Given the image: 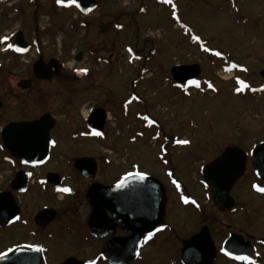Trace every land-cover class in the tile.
<instances>
[{"label": "rangeland", "instance_id": "374dc122", "mask_svg": "<svg viewBox=\"0 0 264 264\" xmlns=\"http://www.w3.org/2000/svg\"><path fill=\"white\" fill-rule=\"evenodd\" d=\"M75 1L1 0V44L2 35L22 31L26 41L38 40L46 58L60 56L69 69L90 64L96 73L108 69L107 92L97 90V94L88 95L89 105L106 101L116 116L108 129L114 149L110 152L112 165L104 172L106 179L115 180L133 169L163 179L168 167L155 163L159 144L164 138L168 141L166 136L179 137L188 140L190 147L172 150L170 171L203 202L199 179L206 163L229 147L242 148L248 154L253 146L264 142V82L259 74L264 69V0H95L96 7L89 16L78 10ZM216 52L221 55L216 56ZM79 53L83 55L81 63L75 61ZM36 57L32 53L27 60ZM6 58L0 54V60ZM98 58L109 62L110 68L98 63ZM194 64L202 70L200 87L177 88L172 68ZM76 85L72 87L76 89ZM126 113L133 114L123 119ZM136 113L143 119V129ZM137 130L144 132L140 138L136 137ZM157 132L165 134L159 137ZM131 137L136 138L134 142H129ZM250 164L248 175L240 179L245 177L232 195L238 205L246 202L251 208L257 198L251 192L250 181L254 179ZM164 180L173 198L169 222L182 233L185 223L186 228L193 229L196 223L204 222V212L178 207L170 182ZM44 202L50 203L47 196L33 208ZM260 202L254 212L250 209V230L256 227L255 234L264 236V206ZM212 207L210 204L208 209L211 224L221 221L240 226L248 215L239 212L237 206L236 211L215 217ZM181 210L183 217L175 215ZM21 234L24 231L7 234L10 243L20 242ZM0 242L1 251L7 244ZM160 243L158 249L146 252V264H168L170 259H177L179 246L176 252L173 244Z\"/></svg>", "mask_w": 264, "mask_h": 264}, {"label": "flooded vegetation", "instance_id": "af4514ba", "mask_svg": "<svg viewBox=\"0 0 264 264\" xmlns=\"http://www.w3.org/2000/svg\"><path fill=\"white\" fill-rule=\"evenodd\" d=\"M5 1L3 0V2ZM16 33L2 35H9V39L3 41L2 44L0 42V54L7 56L5 60H0V166L3 168L0 173V179H2L0 180V194L8 193L4 198L6 205L3 212L0 213V241L7 244L6 248L0 251V257L14 253L18 249L39 248L42 249L39 251L42 264H89V262L92 264H114L117 260L121 262L126 260L127 264H146V252L158 249L157 245L161 241L160 245L163 246L166 243L173 244L176 252L177 246H179L177 259H170L168 264H183L184 242L199 235L204 229L207 231V234L204 235V246L208 244L207 240H211L216 252L212 264H249V261H237L222 253L221 249L232 235L242 238L244 243L251 245L252 250L249 257L254 261V264H264V236L255 234L256 227L253 228V231L250 230V209L253 208L252 212H254L260 200L262 201L261 206H264V192L257 190L261 180L255 174L251 164L254 180L250 181V187L257 199L251 208L245 206L246 202L238 205L236 201L234 208L228 211H234L239 206V212L243 211L248 214L245 221L235 227L221 221H214L213 224L209 222L210 204L216 210L215 217L221 214L211 200L210 190L204 184L202 170L211 162L206 163L201 169L199 186L204 194L203 202L195 196L197 193L191 191L183 184L181 178L176 177L170 171L171 157L174 154L172 150L190 147L189 145L183 147L182 144L177 143L182 138L166 136L168 141L164 138V141L159 144L160 154L155 163H164L168 167V172L163 175V179L155 177L154 174H150L146 170H130L123 177L107 180L104 172L109 170L108 167L112 165L110 152L114 149L110 143L111 137L108 134V129L111 121H115L116 116L111 113V104H107L106 101L104 103L93 101L89 105L91 100L88 99V95L97 94V90H105L106 81L109 80L108 69L105 72L96 73L91 64L69 69L67 62L63 61L60 56L46 58L45 52L39 48L38 40H34L38 45L31 46L30 51L19 53L15 50ZM24 38L26 40L25 34ZM9 44H12L13 47L9 48ZM32 53L37 56L36 59L27 60L32 56ZM79 55L80 59L77 60ZM82 58V53H79L75 56V61L81 63ZM14 60L19 61L15 62ZM39 60H43L45 64L57 60L56 62L60 65V75L49 80L37 78L34 65ZM22 62L24 63L22 64ZM97 62L108 65V68L111 66L103 58H98ZM81 69L87 71L81 72ZM75 84L78 85H76V89L72 87ZM81 84L85 85L84 88L82 87L83 89L80 88ZM174 85L181 90L191 87L188 84L176 85L174 83ZM70 86L72 89H68ZM87 105H89L88 109L83 110ZM56 107L60 109L58 110ZM95 110H103L104 113L99 111L92 115ZM131 114L133 113L121 116L123 119H127L131 117ZM46 115L54 121L50 130L51 146L48 158L41 164H24L8 151L2 133L10 124L34 122ZM91 115L93 123L88 122ZM104 117V126L98 131L101 119ZM135 118L141 123L143 129V119L140 113H136ZM114 125L118 124L114 123ZM96 132H100L102 135L97 136ZM135 133L136 137L140 138L144 132L137 130ZM156 134L162 137L161 134L165 133L157 132ZM9 137L12 138L10 135ZM134 139L136 138L131 137L129 142H134ZM52 141H55V144ZM96 145L99 147L96 148ZM255 147L256 145L248 153V164L249 161L252 162L251 152ZM82 159H86L85 162L88 164L96 165L93 177L84 176L75 169L77 161ZM248 170L249 165L245 177L248 175ZM131 171L144 173L145 176L155 178L163 183L167 194V206L162 223L152 232L154 235L151 239L145 240L148 234L129 230L133 227L142 228L146 224L152 225V222L146 221L144 213H138L135 217L129 214L125 208L120 209L121 213H118L117 216V214H113L115 207L109 206L97 215L94 224L100 230L93 231L89 223L94 212V208L88 201L90 189L94 185L114 186ZM28 173H32V175L29 176ZM165 178L170 182L172 194L179 204L178 207L182 210L192 208L199 214L204 212V222L196 223L193 229L186 228L185 223L183 233L169 222L171 214L169 208L173 198L170 199ZM242 180L235 184L231 196ZM14 181H16L15 188H12ZM63 188H68L70 191H61ZM44 196L48 197L50 203L44 202L33 208V205ZM185 197H187V202H185ZM45 211L47 213L41 216ZM178 213L181 214L178 215ZM178 213L175 212V215L183 217V211ZM16 230L24 231V234H21L23 238L20 242L14 240V243L11 244L7 234ZM130 240L133 241L131 244ZM237 248L240 251L244 250L241 246ZM130 257L133 258L129 260ZM207 259L208 253L204 248V260Z\"/></svg>", "mask_w": 264, "mask_h": 264}, {"label": "water", "instance_id": "95a60500", "mask_svg": "<svg viewBox=\"0 0 264 264\" xmlns=\"http://www.w3.org/2000/svg\"><path fill=\"white\" fill-rule=\"evenodd\" d=\"M79 8L84 15H89L95 6L94 0H80ZM16 48L25 49L21 53H26L31 46L24 39V34L18 32L16 35ZM80 59V55L77 60ZM60 65L56 60H52L49 64H45L43 60H39L34 65V72L39 79H52L59 76ZM174 82L178 85L187 84L188 80L198 79L202 70L198 64L194 65H178L171 70ZM260 76L264 80V69L260 72ZM104 113L103 110H95L92 115ZM92 115L88 118L89 123H93ZM105 117L101 119L98 127L100 131L104 126ZM54 125V121L48 116L42 117L38 121L26 123H13L6 127L3 131L5 146L8 151L21 161L28 160L32 164L34 161H44L48 158L51 138L50 130ZM9 135L12 137L10 138ZM86 159L78 160L75 169L84 176L93 177L95 175L96 165L88 164ZM248 156L238 147H229L224 153L207 165L204 170V181L210 190L213 204L221 212L231 210L235 201L231 196L234 185L240 180L246 172ZM252 166L258 178L261 180L258 188H264V143L257 146L252 152ZM125 180L123 187H102L94 185L88 194V201L94 208V212L89 219V223L93 231H99V227L94 223L97 215L102 213L101 210L109 206L115 207L114 215L121 213L120 209L127 208L129 214L137 217L138 213H144L146 221L152 222V225L146 224L144 227H133L130 231H139V233H152L162 223L167 206L166 190L164 185L155 178L146 177L140 179L135 174L129 175ZM16 181L12 183L15 188ZM8 193L0 194V213L5 207V197ZM47 211L41 214L45 215ZM40 216V217H41ZM120 221L119 218H117ZM206 230L184 242L182 249L183 264H212L215 257V249L211 240H207L204 246V235ZM137 237V235H136ZM133 241L130 240V244ZM243 247V251L237 247ZM107 248V246H106ZM204 248L207 250L208 259L204 260ZM223 249L235 255L249 256L251 253V245L244 243L242 238L234 235L226 241ZM241 252V253H240ZM224 254V252L222 251ZM105 254V253H104ZM227 256V255H226ZM230 257V256H228ZM133 258L130 257L129 260ZM232 258V257H230ZM0 264H42V258L36 249H18L14 253L0 257ZM114 264H127V261L117 260Z\"/></svg>", "mask_w": 264, "mask_h": 264}, {"label": "snow or ice", "instance_id": "6c2138e0", "mask_svg": "<svg viewBox=\"0 0 264 264\" xmlns=\"http://www.w3.org/2000/svg\"><path fill=\"white\" fill-rule=\"evenodd\" d=\"M166 2L171 3V0H166ZM58 3H63V0H58ZM77 7H79V5H77ZM2 39H3V41H7L9 39V37L5 36ZM195 39H199V37H195ZM8 47L9 48H12L13 45L12 44H9ZM15 50L18 51V52L25 51V49H21V48H16ZM204 51H209V49L204 48ZM215 55L216 56H220L221 53L220 52H216ZM232 67H235V65H233ZM231 70H232L231 68L226 69V71H231ZM80 71L81 72H86L87 70L86 69H81ZM187 83H188V85L195 86L196 88H199L200 87V81L199 80L192 79V80H188ZM239 83L242 86L247 87L246 85H244V82L242 80H240ZM208 87L211 88V89H213L215 91V88H214V86L212 84H208ZM185 90H187V89H185ZM236 91L237 92H240L241 91V88H237ZM95 134L97 136L102 135V133H100V132H96ZM52 143L55 144V141H52ZM177 143L178 144L187 145L189 143V141L188 140H178ZM23 163L24 164H28L29 161L28 160H25V161H23ZM33 163H43V161H34ZM28 175L31 176L32 173H28ZM130 175H132V174H130ZM135 175L138 176L140 179H144V176H145L144 173H135ZM173 183H176V181H173ZM124 184H125V180H121L118 183L117 187H123ZM177 187H179L178 184H177ZM61 191L69 192L70 189L63 188V189H61ZM258 191L264 192V188H258ZM184 199H185V202H187V197H185ZM17 219H19V217H17ZM153 235H154V233H151V232L148 233V235L145 237V240L151 239V237ZM29 247H31V246H29ZM41 250L42 249H39V248L36 249V251H41ZM221 251H223L225 255L232 257L234 260H237V261H249V264H254V261H252L249 256H246V255H235V256H233V254L231 252L226 251L225 249H221ZM89 264H92V262H89Z\"/></svg>", "mask_w": 264, "mask_h": 264}]
</instances>
